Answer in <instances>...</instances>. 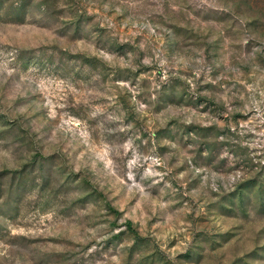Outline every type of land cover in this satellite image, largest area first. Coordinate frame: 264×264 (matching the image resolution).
Instances as JSON below:
<instances>
[{
  "label": "rangeland",
  "instance_id": "1",
  "mask_svg": "<svg viewBox=\"0 0 264 264\" xmlns=\"http://www.w3.org/2000/svg\"><path fill=\"white\" fill-rule=\"evenodd\" d=\"M0 264H264V0H0Z\"/></svg>",
  "mask_w": 264,
  "mask_h": 264
}]
</instances>
